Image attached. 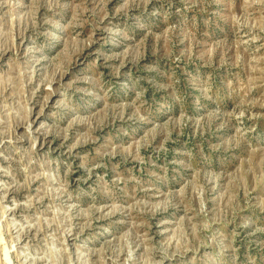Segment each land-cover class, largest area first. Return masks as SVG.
I'll list each match as a JSON object with an SVG mask.
<instances>
[{
	"label": "rangeland",
	"instance_id": "rangeland-1",
	"mask_svg": "<svg viewBox=\"0 0 264 264\" xmlns=\"http://www.w3.org/2000/svg\"><path fill=\"white\" fill-rule=\"evenodd\" d=\"M0 264H264V0H0Z\"/></svg>",
	"mask_w": 264,
	"mask_h": 264
}]
</instances>
